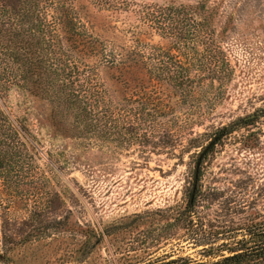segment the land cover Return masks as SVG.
Segmentation results:
<instances>
[{"label": "trees", "instance_id": "trees-1", "mask_svg": "<svg viewBox=\"0 0 264 264\" xmlns=\"http://www.w3.org/2000/svg\"><path fill=\"white\" fill-rule=\"evenodd\" d=\"M231 26L211 0H0V184L16 188L59 141L113 139L155 154L192 136L228 99ZM13 91L35 101L31 113L14 115ZM233 132L215 127L203 160ZM211 135L188 141L187 153ZM195 207L196 193L169 227L189 231ZM23 225L19 239L2 232L1 261L39 244L58 245L65 263L85 260L103 237L72 213L45 218L37 209ZM240 231L247 238L218 249L229 256L211 264H264V214L251 211Z\"/></svg>", "mask_w": 264, "mask_h": 264}, {"label": "rangeland", "instance_id": "rangeland-1", "mask_svg": "<svg viewBox=\"0 0 264 264\" xmlns=\"http://www.w3.org/2000/svg\"><path fill=\"white\" fill-rule=\"evenodd\" d=\"M211 1L220 7L224 22H232L224 44L234 71L227 101L205 126L160 153H150L152 145L146 153L138 145L119 148L113 139L59 141L51 158L43 154L16 188L0 184V254L2 232L19 239L27 231L24 221L37 209L45 218L72 213L103 237L85 260L65 263L58 245L39 244L0 264H211L229 256L218 249L247 238L236 229L251 211L264 214V0ZM97 22L108 25L103 18ZM7 102L16 116L35 108L33 99L14 91ZM28 118L35 129L33 116ZM238 120L248 125L241 128ZM229 124L234 132L202 160L193 227L171 229L177 213L189 204L196 164L214 140L213 129ZM205 133L212 135L202 141L203 148L188 154V141Z\"/></svg>", "mask_w": 264, "mask_h": 264}, {"label": "water", "instance_id": "water-1", "mask_svg": "<svg viewBox=\"0 0 264 264\" xmlns=\"http://www.w3.org/2000/svg\"><path fill=\"white\" fill-rule=\"evenodd\" d=\"M217 140H214L212 143H210L208 145V147L205 148V150L203 151V153H201V155L199 156V159L197 161L196 164V168H195V175H194V183H193V190H192V195H191V202H193L194 197H195V193L197 191V186H198V182H199V173H200V167H201V163L203 160L204 155L208 152V150L210 149V147L216 142Z\"/></svg>", "mask_w": 264, "mask_h": 264}, {"label": "flooded vegetation", "instance_id": "flooded-vegetation-1", "mask_svg": "<svg viewBox=\"0 0 264 264\" xmlns=\"http://www.w3.org/2000/svg\"><path fill=\"white\" fill-rule=\"evenodd\" d=\"M256 117V115L255 116H253L252 118H255Z\"/></svg>", "mask_w": 264, "mask_h": 264}]
</instances>
